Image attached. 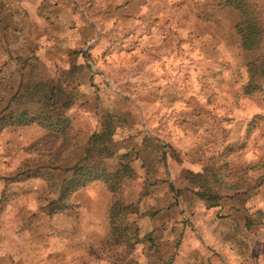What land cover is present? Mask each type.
Wrapping results in <instances>:
<instances>
[{"label":"rangeland","instance_id":"rangeland-1","mask_svg":"<svg viewBox=\"0 0 264 264\" xmlns=\"http://www.w3.org/2000/svg\"><path fill=\"white\" fill-rule=\"evenodd\" d=\"M36 83L67 129L0 130V264H175L215 233L264 264V0H0L1 116ZM107 121L117 183L48 213Z\"/></svg>","mask_w":264,"mask_h":264},{"label":"trees","instance_id":"trees-1","mask_svg":"<svg viewBox=\"0 0 264 264\" xmlns=\"http://www.w3.org/2000/svg\"><path fill=\"white\" fill-rule=\"evenodd\" d=\"M249 34L250 32L245 35V39H250ZM56 91L57 88L45 87L43 83H36L31 90H28L27 88L24 97L27 96L31 101L38 102L40 104L39 108L35 112L24 111L16 116L13 115V113L1 116L0 113V130L11 125L17 126L36 123L49 130L65 133L67 127L58 124L59 122L63 123L65 119L60 120L59 113L56 110ZM250 92V89H245V93ZM111 125L112 122L107 121L99 133L92 134L88 142L85 156L76 162L71 168L72 173L70 178L64 180L61 184L57 200L51 202V206L48 207V213L60 212L61 209L67 207V204H65V198L75 189L84 186L88 182L104 180L109 182L112 186H115L118 180V174L106 172L102 165L93 160L95 154L102 155L104 151L108 153L109 148L106 141L107 137L113 132V126ZM57 201L62 202L60 205H57ZM121 207H123L122 203H115L111 208V217L114 216V210L116 211Z\"/></svg>","mask_w":264,"mask_h":264},{"label":"crops","instance_id":"crops-1","mask_svg":"<svg viewBox=\"0 0 264 264\" xmlns=\"http://www.w3.org/2000/svg\"><path fill=\"white\" fill-rule=\"evenodd\" d=\"M219 234L210 236L211 242L205 246H202L199 237L197 243L190 242L188 238L177 254L175 264H262L260 258L252 255V249L246 252V249L239 250L227 242L224 244Z\"/></svg>","mask_w":264,"mask_h":264}]
</instances>
